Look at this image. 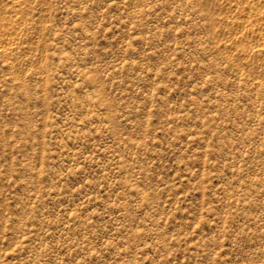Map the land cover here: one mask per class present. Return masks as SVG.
Instances as JSON below:
<instances>
[{"label":"rangeland","instance_id":"rangeland-1","mask_svg":"<svg viewBox=\"0 0 264 264\" xmlns=\"http://www.w3.org/2000/svg\"><path fill=\"white\" fill-rule=\"evenodd\" d=\"M0 264H264V0H0Z\"/></svg>","mask_w":264,"mask_h":264}]
</instances>
